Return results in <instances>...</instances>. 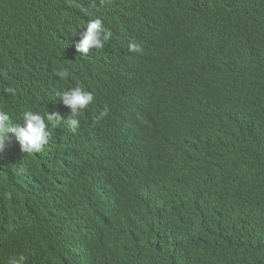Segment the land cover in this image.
<instances>
[{"label": "clouds", "instance_id": "1", "mask_svg": "<svg viewBox=\"0 0 264 264\" xmlns=\"http://www.w3.org/2000/svg\"><path fill=\"white\" fill-rule=\"evenodd\" d=\"M0 264H264V0H0Z\"/></svg>", "mask_w": 264, "mask_h": 264}]
</instances>
